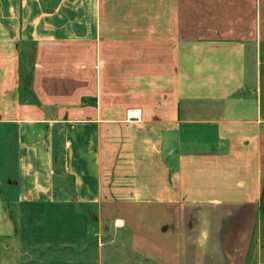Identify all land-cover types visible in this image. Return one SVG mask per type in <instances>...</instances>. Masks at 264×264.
Listing matches in <instances>:
<instances>
[{
  "label": "crops",
  "instance_id": "crops-1",
  "mask_svg": "<svg viewBox=\"0 0 264 264\" xmlns=\"http://www.w3.org/2000/svg\"><path fill=\"white\" fill-rule=\"evenodd\" d=\"M263 66L264 0H0V264H264Z\"/></svg>",
  "mask_w": 264,
  "mask_h": 264
},
{
  "label": "rangeland",
  "instance_id": "rangeland-1",
  "mask_svg": "<svg viewBox=\"0 0 264 264\" xmlns=\"http://www.w3.org/2000/svg\"><path fill=\"white\" fill-rule=\"evenodd\" d=\"M261 73L262 76L264 75V66L261 68ZM27 82H28V78H27V67L24 71L23 74V84H22V94L24 95V93L26 95H28V86H27ZM11 144V143H10ZM9 147L12 150V145ZM13 151V150H12ZM10 159H11V153H10ZM13 167V166H11ZM12 172V171H11ZM122 235V240L124 242V244L121 245H117L116 247H111L110 251H109V255H111L112 258H114V260L116 259V261H118L120 264H144L143 262H138L136 260H134L133 258L130 257V255L128 254V252L126 251V246H125V242H126V238H125V234L124 233H120Z\"/></svg>",
  "mask_w": 264,
  "mask_h": 264
},
{
  "label": "trees",
  "instance_id": "trees-1",
  "mask_svg": "<svg viewBox=\"0 0 264 264\" xmlns=\"http://www.w3.org/2000/svg\"><path fill=\"white\" fill-rule=\"evenodd\" d=\"M22 84H23V75H21V87H22Z\"/></svg>",
  "mask_w": 264,
  "mask_h": 264
}]
</instances>
